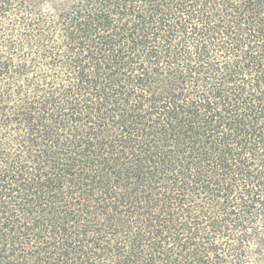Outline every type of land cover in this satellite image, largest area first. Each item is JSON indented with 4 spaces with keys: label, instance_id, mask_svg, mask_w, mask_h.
<instances>
[{
    "label": "trees",
    "instance_id": "trees-1",
    "mask_svg": "<svg viewBox=\"0 0 264 264\" xmlns=\"http://www.w3.org/2000/svg\"><path fill=\"white\" fill-rule=\"evenodd\" d=\"M0 264H264V0H0Z\"/></svg>",
    "mask_w": 264,
    "mask_h": 264
}]
</instances>
